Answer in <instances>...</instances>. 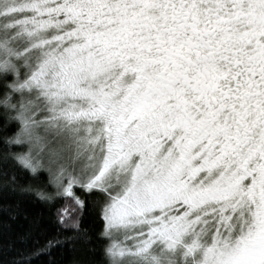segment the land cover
<instances>
[{
  "label": "snow or ice",
  "instance_id": "6c2138e0",
  "mask_svg": "<svg viewBox=\"0 0 264 264\" xmlns=\"http://www.w3.org/2000/svg\"><path fill=\"white\" fill-rule=\"evenodd\" d=\"M9 74L17 161L105 264H264V0H0Z\"/></svg>",
  "mask_w": 264,
  "mask_h": 264
},
{
  "label": "trees",
  "instance_id": "16d2710c",
  "mask_svg": "<svg viewBox=\"0 0 264 264\" xmlns=\"http://www.w3.org/2000/svg\"><path fill=\"white\" fill-rule=\"evenodd\" d=\"M14 79L11 74L0 75V100L10 93ZM14 116L12 110L0 104V264H9L11 260L12 253L5 247L9 240L28 232L33 234L28 242L30 249L37 246L36 240L43 244L46 238L58 233L63 240L50 253L34 257L32 264H105L103 245L107 241L99 237L102 226L99 216L86 211L80 220L79 232L62 229L56 211L65 200L56 198L49 202L37 194L52 193L54 189L46 170L39 169L33 174L17 161L16 154L24 153L25 146L12 142L20 130V122ZM14 213L18 214L13 219ZM85 233L91 239H86Z\"/></svg>",
  "mask_w": 264,
  "mask_h": 264
},
{
  "label": "clouds",
  "instance_id": "9594fccd",
  "mask_svg": "<svg viewBox=\"0 0 264 264\" xmlns=\"http://www.w3.org/2000/svg\"><path fill=\"white\" fill-rule=\"evenodd\" d=\"M8 100H9V94H5L3 100H0V104H2L6 109H9L8 108ZM12 118L17 119L16 115Z\"/></svg>",
  "mask_w": 264,
  "mask_h": 264
},
{
  "label": "rangeland",
  "instance_id": "374dc122",
  "mask_svg": "<svg viewBox=\"0 0 264 264\" xmlns=\"http://www.w3.org/2000/svg\"><path fill=\"white\" fill-rule=\"evenodd\" d=\"M21 71L22 72H24V71H26L25 69H21ZM14 112V111H13ZM15 113V112H14ZM15 115H16V113H15ZM18 120V119H17ZM19 121V120H18ZM20 122V121H19ZM20 127H21V125H20ZM20 131V130H19ZM17 139V136L15 137V140ZM24 145V144H23ZM25 146V152L28 150L27 149V146L26 145H24Z\"/></svg>",
  "mask_w": 264,
  "mask_h": 264
}]
</instances>
